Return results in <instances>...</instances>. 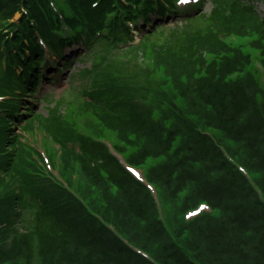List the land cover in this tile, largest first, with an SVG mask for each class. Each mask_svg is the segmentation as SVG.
<instances>
[{
    "label": "trees",
    "instance_id": "1",
    "mask_svg": "<svg viewBox=\"0 0 264 264\" xmlns=\"http://www.w3.org/2000/svg\"><path fill=\"white\" fill-rule=\"evenodd\" d=\"M8 1L15 9L20 0ZM78 1L81 2L72 0L74 11L84 15L92 13L93 3L85 4L79 11ZM104 3L107 6L103 12H107L109 2L105 0ZM20 6L30 19H34V24L42 25L53 3L52 0H21ZM7 10L6 5L0 6V15ZM236 22L238 17L232 13L229 23ZM27 29L30 30V26ZM235 64L234 59L227 60L222 71L214 68L209 80L202 81L198 91L202 105L199 110L193 109L191 114L186 112L173 130L167 132L160 126L158 141L163 144L160 151L153 153L144 148L130 159L139 164L149 156L165 155V162L152 167L148 178L156 181L163 192L169 188L170 194L165 192V195L173 200L188 185L195 187L189 198L177 207L179 211L174 216L179 233L176 237L189 230L185 249L169 236L159 220L150 192L109 154L103 144L80 137L79 151L68 148V156L74 155L81 163L84 191L78 187L79 192L84 197L95 192L94 199L106 201L107 212L118 226L129 229L126 231L128 237L161 264H197L190 254L202 264H264V206L221 151V144L236 153L241 151L247 165L264 171V99L258 101L251 95L246 85L249 82L225 80L226 75L237 68ZM91 73L94 84L106 80L104 73ZM5 78L7 76L2 75L0 80ZM88 95L92 100L84 97L83 102L106 120L117 119L118 123L131 125L138 131L149 123L147 117L137 114L136 106L115 86ZM203 109H206L207 122L203 120L219 129L221 136L201 132L198 124L201 125ZM190 115H198V120ZM61 132L69 136L66 130ZM164 133L167 134L164 136ZM60 135L57 133L56 137L66 145ZM7 141L17 154L8 155L0 166L11 173L19 185L13 187L0 180L6 183L0 185V264H19L20 260H25V264H152L142 256L140 248L120 240L65 189L50 183L54 190L46 197L32 190L19 173H24L21 166L26 164L19 142ZM66 162L68 164V160ZM67 164L65 169L70 168ZM160 200L162 204L164 199L160 197ZM201 200L226 212L223 210L220 219L204 215L189 224L183 222L185 208Z\"/></svg>",
    "mask_w": 264,
    "mask_h": 264
},
{
    "label": "rangeland",
    "instance_id": "2",
    "mask_svg": "<svg viewBox=\"0 0 264 264\" xmlns=\"http://www.w3.org/2000/svg\"><path fill=\"white\" fill-rule=\"evenodd\" d=\"M63 1L64 0H59L57 7L63 9L64 13H68L69 9L64 5ZM79 4L85 5L86 2H79ZM5 5L8 8L7 13L0 15V59L3 57L2 54L11 53L10 38H7V36L12 34L13 29L19 26L24 18V13L18 6L12 11L13 5L8 0H0V6ZM120 5H125V3H121ZM113 10L116 11V8ZM232 13L236 14L238 17V22H236V24L229 23V18ZM196 15L194 14V16H191L187 21L178 23L169 30L155 31L152 37L147 40L153 49L144 46L145 50L139 49L138 51L137 48L134 47L137 46L135 44L129 45V48L126 45H123V42L128 41L123 40L128 38L127 35L123 34L128 31V28H121L118 24H115L117 23V18L120 17L113 16L105 18L103 22L108 28V33L110 35L107 36V40L99 41V38H97L94 39L91 44L89 43L91 40H84L88 50L85 55H82L85 49L81 46V42L78 41L77 43H74L72 48L68 49V52H71V55L74 53L73 50L79 52L72 56L69 55V57L65 59L70 60L68 62L69 64H63V67H61L59 72L49 75L54 76V80H56L55 84L45 80L41 88H39V94H44L46 88L49 87V92H53L52 94L54 96L49 97L47 100L48 104L44 101V103L37 104V107L42 109L36 114L37 117L34 119V121H36L33 123L32 129H39V131L35 133V136H31L32 140L34 139L35 142L37 133L43 134L46 147L49 148V150L54 151L55 147L53 146L50 137L41 130H46L44 128L46 126L56 134L60 133L61 135L59 137L64 139L69 148L74 147L75 150H77L78 138L73 137V126L75 125V122L73 121H76V118L80 116L78 113L82 114L83 111L88 112V110H94L91 106H88L83 100H81L84 97L88 100H92L91 96L86 95L89 91L86 92L85 90H90L89 88H92L105 91L106 87L115 86L118 92H122L128 97L126 98L129 99V103L136 106L137 114L147 117L149 123H147L145 129L138 131L131 125L125 126L118 123L117 119L108 118L107 121L111 124V128L109 131L104 132V138L108 140L113 129H118L116 131H118L120 137L123 138V146L121 149L126 158L137 156L144 148H147L149 152L157 153L161 150L163 145L162 142L158 141L160 126L167 129V132L173 130L175 126L174 124L178 122L180 117L184 116L186 112L191 114L193 113L191 110H199L202 105L198 91L202 81L207 78L209 80L211 75L210 71L214 68L216 69L219 67L217 70L222 71L227 60L232 59L236 62L235 65L237 68L235 69H238L239 71V74L234 77V80L249 82L246 85L251 95L258 101L264 99V0H205L203 11ZM125 19H128V17ZM176 19L177 17L171 18L170 25ZM136 26L137 25L133 23L131 28H135ZM115 27L116 30H114ZM17 30L21 29L18 28ZM143 33L144 30L140 29L137 37L132 38L131 41L136 40L137 42L144 36ZM116 44L122 46L121 48H123V51H120L121 48ZM157 44H160L159 49L154 48ZM150 50H153L151 55L148 54V51ZM145 51H147L146 54ZM115 54H123L121 55L123 57L129 55V57H132V61L135 60L132 64H120L114 67L116 71L123 72L124 69L126 72L133 73L134 76H127L124 79L133 81L129 82L131 84L129 90L122 88L127 87L128 85L126 84L127 82L123 80V75L116 79L115 76L112 75L115 80L107 78L108 73L105 71L112 66V59ZM152 56L154 57V60H152ZM77 57L78 59H76ZM97 58L102 64H105L102 66L97 65ZM142 58H144L143 61ZM53 59L55 60V58ZM143 62L151 69L157 71V75H159L157 80H155L156 77L153 73L144 69ZM58 63H60V61L57 62V64ZM119 63H123V59L120 58L117 64ZM70 65H73L71 75H64V70H68ZM105 65L106 67H104ZM91 72L104 73L106 80L102 79L98 81H101L100 83L94 84L96 82L91 81ZM2 75L9 76L8 73L3 71L2 73L0 72V78ZM6 79L7 78L0 81V88L6 83ZM62 80H65L64 84H60V81ZM87 80L89 82H86ZM118 80H123L122 87L119 86ZM62 94H64V96L59 100H62V103L57 107V110H53L51 106L54 105L56 98ZM61 105H63L65 116L70 122L67 124L68 137H65L63 132L59 130V127L61 128V123L63 125ZM69 105H73V107ZM205 113L206 109H203L200 112V115L203 117L201 119V127L203 128L207 125L205 123L207 120L204 118ZM190 116L193 119L198 120V115ZM39 122L41 124H38ZM98 123L99 125L97 128L94 125V128H96L95 131H99L102 126H105V124L100 121ZM20 124L21 121L19 122V125ZM14 127L16 128L17 126L14 125ZM166 134L167 133H164V136ZM218 135L221 136L222 134L218 133ZM32 140H30L31 143H33ZM223 146L228 152L229 157L238 164L239 173L251 188L255 198L264 206V171L252 167L250 164L247 165L244 160V154L241 151L236 153L233 149H228L225 145ZM11 147L12 146L5 138L2 142L1 149L5 148L13 150ZM40 150H42V148H40ZM30 157H32L31 153ZM165 160V155L158 158L152 156L149 159L150 164H146L145 169L149 170L150 168L165 162ZM70 162L73 165H76L73 171H77L73 172L69 169L70 177H64L63 179L71 181L74 188L79 187L80 190L84 191V180L81 177L80 165L75 160H70ZM27 166L28 165L24 167L21 166V170L24 171V173H19L22 174L25 181L29 183L30 188L34 191L40 192L45 197L50 193L52 195L51 190L54 189L49 187L48 178H51L50 171L53 172V174H55L56 171L54 169L50 170L49 168V173L46 174V179L36 175L38 168H35L33 173H26L34 168L32 165ZM2 177L7 179L9 185L13 187L19 185L18 180L7 171H5V174H3ZM137 177L141 182L146 184L147 188L150 189L151 195L157 206L159 204L156 197L157 193L162 199H164L157 210L158 218L163 223V226L166 227L169 236L175 239L177 244L185 249V237L188 235L187 233L189 230L186 229L184 234L176 237L179 233L177 232L178 229L177 224L174 221V216L179 211L177 207L189 198L194 186L188 185L183 189V193L177 195V198L173 200L169 198L170 196L165 195V192L169 193V188H166L165 192H163V189L156 184L155 180L152 184L157 190L148 183L147 180L149 179L147 178V172L145 175L139 170L137 172ZM40 187L46 189H41ZM95 195V192L89 193L88 198L91 201L93 210L100 216V218L111 224L122 239L131 245L140 248L144 254L149 256L148 251L144 250L139 244L135 243L128 237L129 234L126 231L129 229H123L121 226H118V222L113 218L112 214L107 212L106 201L103 199L100 200L99 198L94 199ZM192 205H195L192 209H196L201 205V202L196 201ZM201 209L204 210V215L210 216L214 219H220L223 216V210L226 212V209L215 206L213 203H207L201 206ZM189 211L190 210L185 211L186 216L189 214ZM105 213L107 215H105ZM199 217H196L195 219ZM195 219L189 221L185 218L183 222L189 224ZM8 232L9 230H7L6 234H9L10 236L11 233ZM189 256L197 264H202V262L195 259L192 254ZM153 260L155 263H150L161 264L155 257ZM18 263L25 264V260H20ZM33 264L38 263L34 262Z\"/></svg>",
    "mask_w": 264,
    "mask_h": 264
},
{
    "label": "snow or ice",
    "instance_id": "3",
    "mask_svg": "<svg viewBox=\"0 0 264 264\" xmlns=\"http://www.w3.org/2000/svg\"><path fill=\"white\" fill-rule=\"evenodd\" d=\"M179 2H186V0H179Z\"/></svg>",
    "mask_w": 264,
    "mask_h": 264
}]
</instances>
